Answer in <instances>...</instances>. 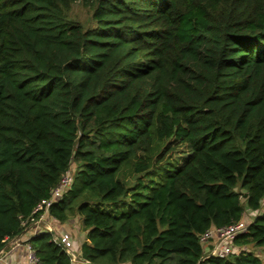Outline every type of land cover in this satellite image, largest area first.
<instances>
[{
  "label": "trees",
  "instance_id": "trees-1",
  "mask_svg": "<svg viewBox=\"0 0 264 264\" xmlns=\"http://www.w3.org/2000/svg\"><path fill=\"white\" fill-rule=\"evenodd\" d=\"M72 164L48 212L79 218L80 259L264 264V0H0V249ZM249 212L238 250L203 258Z\"/></svg>",
  "mask_w": 264,
  "mask_h": 264
},
{
  "label": "built area",
  "instance_id": "built-area-1",
  "mask_svg": "<svg viewBox=\"0 0 264 264\" xmlns=\"http://www.w3.org/2000/svg\"><path fill=\"white\" fill-rule=\"evenodd\" d=\"M72 182V175L68 171L66 174L61 178L60 182L57 184L56 187L51 189L50 191V197L41 200L33 209L32 214H39V217L37 219L31 218V223L27 225L24 228V232H28L29 228L32 230V235L37 234L40 228V224L44 223V231L51 232L52 239L54 241H58L63 249L67 252V254L70 256L72 263L74 264V261L77 259V255L72 250V241L71 237L68 233H55L53 228L51 227V224L49 222H44L45 218L53 220V217L49 215V207L52 203L55 201H58L62 195L70 188ZM246 217H249V213L246 214ZM250 221L245 220V216L243 219L228 224L227 226L220 227L217 229H209L207 230L202 236L201 239L204 242H206V239L211 238V244L212 246L210 248H206V254L203 258H206L208 256H217V257H225L229 254H231L233 251L238 250L233 245V240L235 237L242 232H245L248 224ZM25 232V233H26ZM24 233V234H25ZM40 233V232H39ZM30 237H25V235L19 237V238H12L9 240L11 242V245L13 247H17L21 241L22 244H24L25 251H26V264H38L39 263V257L37 256L35 250L31 247V245L27 242V239ZM8 241V242H9ZM4 252V247L0 249V255ZM6 264H17V262L12 263H6Z\"/></svg>",
  "mask_w": 264,
  "mask_h": 264
},
{
  "label": "crops",
  "instance_id": "crops-1",
  "mask_svg": "<svg viewBox=\"0 0 264 264\" xmlns=\"http://www.w3.org/2000/svg\"><path fill=\"white\" fill-rule=\"evenodd\" d=\"M44 222L46 221L44 220ZM77 222L79 223L78 217L69 218L67 221H65L64 223H60V224H57L56 222L51 223L54 229L57 228L56 230L58 231L57 233L59 234L68 233L70 235L71 241H72V250L74 251L76 255L78 254L77 251L78 250L80 251L82 242L85 240L84 231L82 232L84 235H79L78 236L79 238L77 237V231L79 229ZM38 231L39 232L44 231V223L40 224V228ZM25 232H23L22 234L23 236L25 235V237H28L29 235L31 236L33 233L31 228H29L28 232L26 233ZM12 262H17V264H26V251H25L24 244H22V241L17 247H13L10 241L7 242V244L4 246V252L0 255V264H6V263H12ZM76 262H77L76 264H91L88 261L82 260L80 258L77 259Z\"/></svg>",
  "mask_w": 264,
  "mask_h": 264
},
{
  "label": "rangeland",
  "instance_id": "rangeland-1",
  "mask_svg": "<svg viewBox=\"0 0 264 264\" xmlns=\"http://www.w3.org/2000/svg\"><path fill=\"white\" fill-rule=\"evenodd\" d=\"M71 15H72V16H75L76 18H78V19H80V20H85V19L88 17L89 12H88V10H87L86 8H84V7L81 5V3L77 2V3L73 4V6H72ZM177 141H178V140H175V139H171V140H169V143H170L171 146L174 147V148H173V150L171 151V153H168V154H166V155H170V154H171V155H172V159H173L174 161H176V162H181L182 159L188 154V148H187L186 145H184V146H183V145H178V144L176 143ZM74 169H75V164H72V166H71L69 172L72 173V172L74 171ZM262 204H263V206H264V200H263ZM253 215H254L253 212H249V217H245V220H246V221H250V220H252L253 217H254ZM78 220H79V218H78ZM45 221H46V222H49V224H51L52 222L54 223L53 220L51 221L50 219H46V218H45ZM77 225H78V227H79L78 231H77V229H76V231H77V237H78L79 235H84V234L82 233L83 230H82V228H81L80 220H79V223L77 222ZM51 227L53 228V230H54L55 233L58 232V231H56L57 228L54 229V227L52 226V224H51ZM78 238H79V237H78ZM249 248H250L251 251H253L254 254H256V255L259 256L260 258H263V257H264V253L262 252V249H261L260 247H256V246L254 245V246H250ZM77 252L79 253L80 251L78 250ZM77 255H78V254H77ZM77 257H78V256H77ZM74 263L76 264L77 262L74 261Z\"/></svg>",
  "mask_w": 264,
  "mask_h": 264
},
{
  "label": "water",
  "instance_id": "water-1",
  "mask_svg": "<svg viewBox=\"0 0 264 264\" xmlns=\"http://www.w3.org/2000/svg\"><path fill=\"white\" fill-rule=\"evenodd\" d=\"M23 232L24 231H22L19 235H17L15 238H19V237H21L22 236V234H23Z\"/></svg>",
  "mask_w": 264,
  "mask_h": 264
}]
</instances>
